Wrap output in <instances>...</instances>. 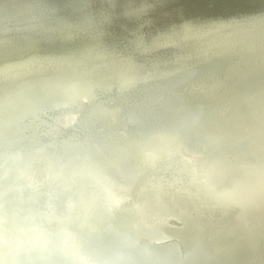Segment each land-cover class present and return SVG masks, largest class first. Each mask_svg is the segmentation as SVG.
<instances>
[{
    "label": "bare ground",
    "instance_id": "1",
    "mask_svg": "<svg viewBox=\"0 0 264 264\" xmlns=\"http://www.w3.org/2000/svg\"><path fill=\"white\" fill-rule=\"evenodd\" d=\"M139 7L140 0H0V146L24 143L41 173L49 162L73 160L79 174L99 178H86L67 189L69 197L53 201L60 212L71 202L75 232L98 229L101 212L111 218L117 211L162 224L181 240L198 225L206 238L230 228L264 235V2L157 25ZM220 47L240 54L208 65L209 73L157 84L150 97L129 94L93 113L85 132L107 136L100 149L87 138L57 135L73 113L53 118L35 111L42 92L53 90L77 108L112 85L133 83L139 67ZM128 102L149 115L138 128L121 131ZM181 217L184 227L170 226ZM246 253L248 264H264V247Z\"/></svg>",
    "mask_w": 264,
    "mask_h": 264
},
{
    "label": "water",
    "instance_id": "2",
    "mask_svg": "<svg viewBox=\"0 0 264 264\" xmlns=\"http://www.w3.org/2000/svg\"><path fill=\"white\" fill-rule=\"evenodd\" d=\"M140 1L143 3V7L139 8H143L145 12L144 18L155 20L152 23L156 25L158 23L171 22L175 20L174 17L201 19L210 13L219 12L221 9H232L239 4L242 5L246 1L253 3L264 2V0H215L216 3L211 4L212 0H201L199 2H196L197 0ZM186 1L187 3H185ZM154 24L149 26L153 25L151 27H155ZM253 48L259 47L256 44ZM230 49V47L214 48L200 55H190L187 52L168 55L165 60H161L159 63L139 67L135 73V75L138 74L139 76H137L136 80L133 78V83L127 81V84L117 83L112 85V87H108L105 90L99 100H97V96H94L92 101L84 98L80 101L77 108L74 104V106H68L70 104H67V98H62L55 91L48 90V93L42 92L44 101L42 100L41 107L35 111L39 110V112H42L45 109V111L53 115V118L65 111L73 113L71 123L62 125L57 135L87 138L89 143L100 149V147L106 146L107 136L104 133L92 136L89 135L90 133L85 132V127L91 123L88 119H91L93 113H100L107 107L110 108L113 105H117L118 102L125 101V97L129 94L144 93V96L148 95L150 97L151 93H153L151 91L152 87L169 82L171 79L184 82L187 75L209 73L210 68L208 65L220 64L224 60L232 62L231 60L237 57L239 52H229ZM208 78L213 77L209 75ZM239 90L235 88L232 91L235 95L240 96L241 90ZM185 102L184 100V104ZM73 107L74 109H71ZM127 107L129 108L127 111L130 114L122 116L121 131L138 128L143 122V118L149 115L146 107L133 103L129 105V102ZM83 109L92 113L83 115L81 111ZM81 114L87 117L88 120L84 126L78 121V118H81ZM49 118L53 119L51 116ZM37 142L40 144L41 140L38 139ZM18 145L25 148L24 143ZM36 145L38 146V144ZM167 172L165 168L160 170L162 175H167ZM85 174L88 175L85 176L82 173L76 178H72L70 183H67V181L63 182L56 188L55 197L64 195L69 197L71 194L66 193L69 187H81L86 178H96L87 172ZM102 210L99 209V215ZM116 212L113 211L111 218L106 217L104 212H101L103 216L100 215L102 220L98 229L92 231L76 230L77 236L81 237L79 244L85 256L101 260L103 264H248L249 257L246 252L250 251L251 247L254 252L264 247V235L261 233L251 234L249 230L238 232L236 229L230 228L223 233L206 238L201 233V226L198 225L199 229L196 228L195 232L189 229L187 234L182 236L184 239L181 240L174 234L171 235L170 232L162 227V224L154 227L147 223H140L129 215ZM76 216V214L73 215L74 224L78 220ZM193 218L195 221L202 220L197 217ZM179 219L181 220L178 223L170 226L184 227V218L181 217ZM140 226L142 228L138 231H143L142 234L137 233L135 228Z\"/></svg>",
    "mask_w": 264,
    "mask_h": 264
},
{
    "label": "clouds",
    "instance_id": "3",
    "mask_svg": "<svg viewBox=\"0 0 264 264\" xmlns=\"http://www.w3.org/2000/svg\"><path fill=\"white\" fill-rule=\"evenodd\" d=\"M15 142L0 146V264H103L83 254L73 230V205L53 203L55 191L79 175L73 160L49 162Z\"/></svg>",
    "mask_w": 264,
    "mask_h": 264
}]
</instances>
